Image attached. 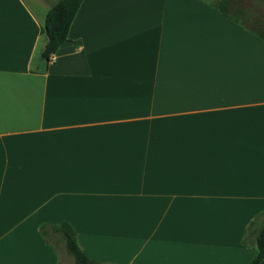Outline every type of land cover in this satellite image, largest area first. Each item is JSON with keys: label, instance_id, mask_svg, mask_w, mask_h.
<instances>
[{"label": "crops", "instance_id": "0c3cea01", "mask_svg": "<svg viewBox=\"0 0 264 264\" xmlns=\"http://www.w3.org/2000/svg\"><path fill=\"white\" fill-rule=\"evenodd\" d=\"M51 2L0 0V264H64L63 223L98 264H250L264 39L210 0H84L45 60Z\"/></svg>", "mask_w": 264, "mask_h": 264}, {"label": "trees", "instance_id": "16d2710c", "mask_svg": "<svg viewBox=\"0 0 264 264\" xmlns=\"http://www.w3.org/2000/svg\"><path fill=\"white\" fill-rule=\"evenodd\" d=\"M84 0H59L46 15L45 31L47 44L42 53V58L50 60L56 54L63 43L69 38L71 26ZM223 16L236 23L243 24L242 16L246 13L241 0H220L213 6ZM250 19L260 21V17ZM246 25V24H245ZM246 27L255 35L264 39V35ZM42 235L50 241L57 238L64 244L65 250L73 258L75 264H98L92 260L81 248L74 228L67 223L56 226H43ZM255 239L258 254L250 264H261L264 261V212L260 214L250 226V237ZM249 237V235H248ZM248 243V238L244 244Z\"/></svg>", "mask_w": 264, "mask_h": 264}, {"label": "rangeland", "instance_id": "374dc122", "mask_svg": "<svg viewBox=\"0 0 264 264\" xmlns=\"http://www.w3.org/2000/svg\"><path fill=\"white\" fill-rule=\"evenodd\" d=\"M59 0H54L51 2V7L56 4ZM242 6L245 8L246 13L242 16V21L251 29L261 33L264 35V0H241ZM211 2V0H210ZM219 2V0H214L211 3ZM48 3V2H47ZM51 9V8H50ZM250 15L253 17H260V21L250 19ZM53 240L52 242L55 243V246L58 248L59 253L61 254V261L64 264H74V260L72 257L68 255L65 250L64 244L60 241Z\"/></svg>", "mask_w": 264, "mask_h": 264}, {"label": "built area", "instance_id": "2783aa9c", "mask_svg": "<svg viewBox=\"0 0 264 264\" xmlns=\"http://www.w3.org/2000/svg\"><path fill=\"white\" fill-rule=\"evenodd\" d=\"M50 60H54V57H53V55L51 56Z\"/></svg>", "mask_w": 264, "mask_h": 264}]
</instances>
